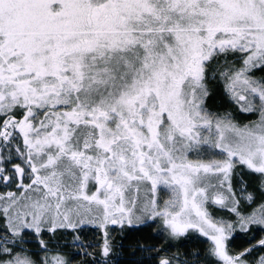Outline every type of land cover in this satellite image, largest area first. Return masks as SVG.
<instances>
[{
    "label": "snow or ice",
    "instance_id": "6c2138e0",
    "mask_svg": "<svg viewBox=\"0 0 264 264\" xmlns=\"http://www.w3.org/2000/svg\"><path fill=\"white\" fill-rule=\"evenodd\" d=\"M0 264H264V0H0Z\"/></svg>",
    "mask_w": 264,
    "mask_h": 264
}]
</instances>
